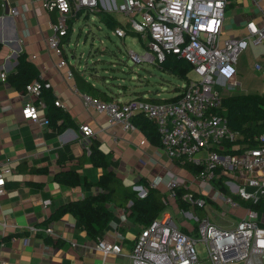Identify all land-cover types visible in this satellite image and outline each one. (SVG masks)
Returning a JSON list of instances; mask_svg holds the SVG:
<instances>
[{
  "label": "crops",
  "instance_id": "0c3cea01",
  "mask_svg": "<svg viewBox=\"0 0 264 264\" xmlns=\"http://www.w3.org/2000/svg\"><path fill=\"white\" fill-rule=\"evenodd\" d=\"M115 1L121 3L123 0ZM8 2L19 13H7L2 5L3 0H0V162L9 158L11 169L6 173L5 193L0 206V259L6 264H130L127 254L142 228L131 214L132 202L123 206L108 203L114 217L103 231V237L121 243L124 252L122 254L105 255L99 251L96 248L97 241L80 228L77 218L71 212H65L59 218L48 221L65 203L99 191L96 184H86V180L97 182L103 168L94 166L91 162L90 152L83 143L87 133L82 131L81 126L89 124L95 130L96 133L90 136V140L95 138L99 141L100 148L109 154L111 168L124 183L142 185L139 182L141 178L148 181L157 178L160 183L156 188L164 194L163 199L168 194L166 179L169 171L186 180L184 186L192 191L189 181L196 172L170 158L162 144L150 140L139 127L126 131L119 125H112L106 115L85 106L82 99L85 90H76L75 75L68 79L66 73L71 68L87 80L92 79V76L86 69L81 70L77 64H72L66 49L67 56L64 57L70 64L58 67L61 56L48 43L54 32L53 24L58 19L57 9L46 8L42 0ZM81 9L86 13H93L92 16H98L105 25L108 13L117 20L112 11L103 7L101 0L96 8ZM263 13L264 0H229L221 38L248 37V21L254 20L262 25ZM74 14L69 18L70 28ZM119 22L122 23L119 26L127 29L128 18ZM110 31L113 33V30ZM248 40L247 48L239 54L236 63L215 75V88L222 98L236 94H264V38L258 41L251 36ZM62 41L64 47L69 45V37H63ZM23 52L27 53L29 61L36 66L39 78L52 84L40 97H31L17 89L8 78L17 71L19 56ZM3 73L6 74L5 77H2ZM182 88L177 89L172 96L179 95ZM46 97L62 102L59 108L71 119L65 129L59 131L52 124L41 126L23 116L22 108L26 103L40 106V113L47 114L49 107ZM223 114L225 115L224 111ZM62 120L58 119V123ZM200 155L205 153L201 152ZM25 167L46 170H21ZM69 169H75L80 174L79 185L68 186L55 180L56 173ZM47 199L51 200V204L45 206L44 200ZM172 202L175 212L187 211L179 208L174 200ZM241 203L242 208L231 210L236 218L230 225L218 223L217 215H220L215 210L219 206L213 201L209 205L213 214L209 216L206 213V216L221 226L234 227L245 213L244 207L247 203ZM194 226L182 223V228L191 234L198 232ZM32 227L38 230L33 231ZM47 228L53 232H46Z\"/></svg>",
  "mask_w": 264,
  "mask_h": 264
},
{
  "label": "built area",
  "instance_id": "2783aa9c",
  "mask_svg": "<svg viewBox=\"0 0 264 264\" xmlns=\"http://www.w3.org/2000/svg\"><path fill=\"white\" fill-rule=\"evenodd\" d=\"M42 1L46 8L59 12L48 43L61 56L57 66L66 67L70 62L63 56L60 44L70 29L69 18L75 9L98 7L100 0ZM101 1L106 10L126 15L131 28L141 35L139 39L146 51H129L135 63L159 65L167 54L174 53L190 62L198 76L188 78L179 98L173 101L153 102L136 97L107 101L82 93L85 106L106 115L112 125H119L126 131L136 128L134 116L144 115L156 123L161 144L170 158L181 163L188 160L201 165V171L189 181L193 191L182 196L194 209L205 208L213 201L215 205L223 207L221 216H226L231 210L243 207L233 195L247 203L244 215L234 227L221 226L209 216L199 217L180 210V213L195 219L198 237L193 236L175 223L170 210L177 188L184 186L186 180L169 171L166 179L168 194L164 199L167 207L139 231L127 254L130 264H203L197 248L199 243L205 246L210 264H264V215L257 210L264 199V133L259 136L256 146L243 148V145H235L234 148L240 150L236 153L220 151L226 149L225 143L234 141L236 135L229 128L225 115L220 112L222 95L215 88V75L236 63L239 54L248 46V38L253 36L258 41L263 40L264 22L259 25L254 20L248 21V37L222 40L225 9L229 0ZM2 5L7 13H19L8 0H3ZM113 34L126 37L127 29L116 27ZM257 67L261 68L260 65ZM5 76L3 73L2 77ZM66 76L73 78V69H68ZM51 86L50 81L34 79L27 84L24 93L40 97L43 89ZM76 90L80 91L77 86ZM55 104L62 106L60 100H55ZM39 107L26 103L22 108L23 116L41 126L50 125L47 114H41ZM81 129L87 133L83 143L90 152V136L96 132L89 124H83ZM201 152L205 155H200ZM9 163V158L0 162V206L5 193L6 173L11 170ZM218 179H222L225 188L214 184ZM158 183L157 178L150 181L153 187H157ZM134 189L141 197L147 194L143 185L135 184ZM50 204V199L44 200L45 206ZM32 230L37 231L38 228L32 227ZM45 230L53 232L50 228ZM96 248L105 255L124 253L121 243L105 237L97 241ZM1 251L0 247V254ZM0 264L6 262L0 259Z\"/></svg>",
  "mask_w": 264,
  "mask_h": 264
},
{
  "label": "trees",
  "instance_id": "16d2710c",
  "mask_svg": "<svg viewBox=\"0 0 264 264\" xmlns=\"http://www.w3.org/2000/svg\"><path fill=\"white\" fill-rule=\"evenodd\" d=\"M101 12L104 13L103 10ZM82 13V10L77 12L75 15L76 19L77 17H80ZM87 14L89 15V12ZM105 23L109 30H114L117 26L122 25L121 22L110 16V13L106 16ZM71 31L70 28L64 37H69ZM128 31L129 30L127 29V34ZM63 45L64 41L61 42L60 46L63 56H67ZM159 67L164 71L186 80L188 79L189 72L193 69L190 62L174 53L167 54L166 58L159 63ZM73 71L79 89L85 90V92L91 96L103 100L109 101L115 99V97L107 90L101 89L96 85L94 86L93 83L81 76L79 72L75 71V69H73ZM8 78L13 86L23 92H25L28 83L34 79H40L36 66L29 61L26 52L20 54L17 71L9 75ZM92 79H96V77L92 76ZM44 90L45 89H43L41 96ZM179 96L180 94L169 98L158 99L153 96L146 97L139 93L136 98L147 99L153 102H166L176 100ZM46 103L49 107L47 116L50 119V124H52L53 127H56L59 131L69 126L71 119L63 109L55 104L53 97H51V99L46 97ZM223 111L227 117L228 126L235 133L236 138L234 141H227L225 143L227 148L220 151L236 153L240 150L234 148L235 145H243V148L256 146L259 142V136L264 133V94H236L223 97L220 112L223 113ZM60 118L63 120L59 124L58 119ZM133 122L150 140L157 144L161 143L160 134L155 122L147 119L142 114L134 116ZM89 149L91 162L94 166L102 167L103 173L97 182L93 183L86 180V184H96L99 191L96 194L85 196L82 199L72 200L65 203L50 216L48 221L59 218L65 212H71L77 218L80 228L86 230L87 234L92 239L98 241L103 237V231L108 227L114 217V212L108 207V203H115L123 206L132 202L130 206L131 214L134 217L135 222L141 227L149 225L164 209H166L167 205L163 199L164 194L158 188L151 186L150 181L146 178L139 179L140 184L147 189V194L144 197L139 196L138 191L134 189V185L138 183H124V181L111 168L109 154L105 153L100 148V143L97 139L92 138L90 140ZM177 161L179 163L181 162L180 160ZM181 165L196 173L200 172L202 169L201 165L188 160ZM21 166L22 164L19 167L21 168ZM24 169L28 171L46 170L34 167L28 169L25 167L21 170ZM54 178L59 183L68 186H77L81 182L80 174L75 169L58 172L55 174ZM216 184L225 188L222 179H218ZM188 191H191V189L182 185L176 190L175 203L181 209L187 210L191 207L182 198V196ZM226 192L228 193V191ZM194 194L198 195L196 192H194ZM233 197L240 202L244 201L237 195H233ZM257 210L261 215H264V199L257 206ZM186 231L189 232L188 230Z\"/></svg>",
  "mask_w": 264,
  "mask_h": 264
},
{
  "label": "rangeland",
  "instance_id": "374dc122",
  "mask_svg": "<svg viewBox=\"0 0 264 264\" xmlns=\"http://www.w3.org/2000/svg\"><path fill=\"white\" fill-rule=\"evenodd\" d=\"M81 10L83 13L76 19L75 15ZM112 13L119 21H125L128 18L119 11H112ZM92 14L89 13L88 15L84 9H75L69 45H65L72 64H77L82 68L81 70L86 69L85 71L90 76L96 77V79L89 80L91 83L107 90L119 100L133 98L139 93L152 94L158 99L169 98L175 94L177 89L184 86L186 79L162 70L159 65L134 62L129 55L130 49L144 53L146 48L139 39L141 35L135 32L130 24L127 26L129 30L127 36L119 37L113 34L104 23L100 22L98 16L95 17ZM230 37L222 36V39ZM232 38L236 37L232 36ZM72 53L74 57H72ZM188 76V78H194L198 75L192 70ZM158 93H160L159 96ZM214 184L218 186L216 182ZM209 205L210 203L205 208L197 209L191 206L186 212H192L199 217L206 216V213L211 216L213 213ZM170 210L178 226L182 227V223L187 226L195 225V219L185 213L175 212L174 206ZM215 211L220 215H217L218 223L230 225L235 221L236 216L233 213L229 212L226 216H221L223 207H216ZM192 235L198 237V232L194 231ZM197 248L203 264H210L205 246L199 243Z\"/></svg>",
  "mask_w": 264,
  "mask_h": 264
}]
</instances>
